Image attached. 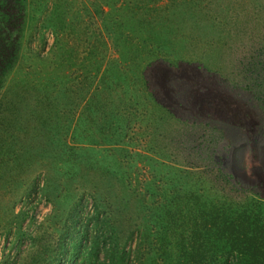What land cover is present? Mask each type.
Masks as SVG:
<instances>
[{
  "label": "rangeland",
  "instance_id": "rangeland-1",
  "mask_svg": "<svg viewBox=\"0 0 264 264\" xmlns=\"http://www.w3.org/2000/svg\"><path fill=\"white\" fill-rule=\"evenodd\" d=\"M23 2L0 264H256L227 258L229 224L264 235V0Z\"/></svg>",
  "mask_w": 264,
  "mask_h": 264
},
{
  "label": "trees",
  "instance_id": "trees-1",
  "mask_svg": "<svg viewBox=\"0 0 264 264\" xmlns=\"http://www.w3.org/2000/svg\"><path fill=\"white\" fill-rule=\"evenodd\" d=\"M25 19L26 9L23 0H0V89L4 77L12 71L17 61ZM179 89L177 87L175 89L178 97L181 94ZM229 226L231 233L233 229L232 235L238 230L242 232L235 237L237 249H233L234 257L227 258V262H231L232 259L235 262L246 261L244 258L251 259L256 264L264 262V235L254 236L251 229L253 225L249 220ZM230 235L227 241L230 239L234 242ZM203 257L204 254H200L202 260Z\"/></svg>",
  "mask_w": 264,
  "mask_h": 264
},
{
  "label": "flooded vegetation",
  "instance_id": "flooded-vegetation-1",
  "mask_svg": "<svg viewBox=\"0 0 264 264\" xmlns=\"http://www.w3.org/2000/svg\"><path fill=\"white\" fill-rule=\"evenodd\" d=\"M241 95H243V94H241ZM241 95H239V96H241ZM262 123L264 124V120L262 121ZM260 124L261 123H259V122H253L251 126L253 127V129L254 128L256 129L259 127ZM241 132L242 131L237 127L236 128V135H238L237 136L238 139H240L242 137V135H244V133L242 134ZM253 133H254V135L250 138L249 145H250L251 149L253 150V155H261L263 167H261V168L257 167L254 169H249V171L252 174L264 175V129H259L258 132H256L254 130ZM239 134H242V135L239 136ZM238 149H239V147L236 148V152L229 151L228 154L222 155L223 160L225 162L227 161L229 164H231L232 167L238 166V160H239ZM232 159H233V161H232ZM234 159L236 161H234ZM243 166L244 165L242 164L241 168L237 170V171H239V173L237 171L234 172V176L235 177L240 176V177H242V179H245V181H250V178L248 177L249 173H247L246 169L243 168ZM262 181H264V176L262 177Z\"/></svg>",
  "mask_w": 264,
  "mask_h": 264
}]
</instances>
